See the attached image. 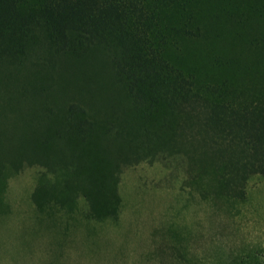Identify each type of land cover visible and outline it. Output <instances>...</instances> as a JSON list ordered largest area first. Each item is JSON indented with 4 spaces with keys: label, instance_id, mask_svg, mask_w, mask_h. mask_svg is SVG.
I'll use <instances>...</instances> for the list:
<instances>
[{
    "label": "trees",
    "instance_id": "16d2710c",
    "mask_svg": "<svg viewBox=\"0 0 264 264\" xmlns=\"http://www.w3.org/2000/svg\"><path fill=\"white\" fill-rule=\"evenodd\" d=\"M160 157L229 207L264 175V0H0V191L36 167L39 214L115 219Z\"/></svg>",
    "mask_w": 264,
    "mask_h": 264
},
{
    "label": "rangeland",
    "instance_id": "374dc122",
    "mask_svg": "<svg viewBox=\"0 0 264 264\" xmlns=\"http://www.w3.org/2000/svg\"><path fill=\"white\" fill-rule=\"evenodd\" d=\"M162 162L124 168L118 216L102 221L39 214L25 167L0 191V264H264V175L229 207L182 187L179 159Z\"/></svg>",
    "mask_w": 264,
    "mask_h": 264
}]
</instances>
